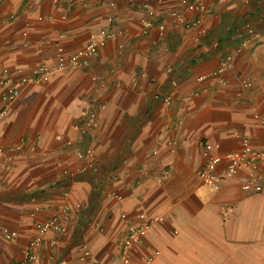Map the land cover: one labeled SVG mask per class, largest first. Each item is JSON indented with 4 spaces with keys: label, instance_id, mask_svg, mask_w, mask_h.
I'll return each instance as SVG.
<instances>
[{
    "label": "crops",
    "instance_id": "0c3cea01",
    "mask_svg": "<svg viewBox=\"0 0 264 264\" xmlns=\"http://www.w3.org/2000/svg\"><path fill=\"white\" fill-rule=\"evenodd\" d=\"M174 11L184 21L202 15L206 33ZM243 21L254 35L236 29ZM101 29L113 36L86 64L28 84L7 104L0 229L17 236L0 234V264L19 261L48 218L65 231L43 236L36 264H121L122 237L149 217L130 264H264V185L243 191L240 172L212 190L197 174L206 143L227 152L247 138L264 150V0H208L203 14L181 0H0V80L13 79L0 86V109L20 75ZM227 57L232 66L212 75ZM99 104L98 128L80 134L82 109ZM87 148L94 156L78 158Z\"/></svg>",
    "mask_w": 264,
    "mask_h": 264
},
{
    "label": "built area",
    "instance_id": "2783aa9c",
    "mask_svg": "<svg viewBox=\"0 0 264 264\" xmlns=\"http://www.w3.org/2000/svg\"><path fill=\"white\" fill-rule=\"evenodd\" d=\"M207 2L208 0H181V4L185 6L186 9L200 14H203L206 11ZM144 7L150 14L153 13L152 9H150L147 4L144 5ZM171 15L184 22L186 27H199V33L201 35L206 33V29L201 26L202 15L191 21H184L181 14L176 11L172 12ZM152 25L153 24L150 21L145 23V27H151ZM236 29L241 33L247 32L250 35L255 34V27L250 21H243L240 25H237ZM112 36V32L106 29H101L91 36L89 42L85 46L71 53L69 56L65 54L62 47H59V55L53 65L43 64L33 68L30 74L20 75L15 86L11 87L8 91L1 93L4 106L0 109V121L7 117V104L20 94L21 88L30 83L47 81L49 76L56 70H63L70 66L86 64L90 58L98 54L100 47L112 38ZM248 43V39L243 38L239 42L236 52L247 47ZM231 66L232 59L231 57H227L226 61H224L216 71L212 72V75H221ZM167 71L171 72L172 68H168ZM12 81L13 79L10 76H6L0 80V86L6 87L10 85ZM168 99V96H166L165 100ZM99 106H101V104L82 109V122L75 125V129L80 134H85L98 128L99 120L97 107ZM219 147L218 144H205L206 161L204 166L197 172L198 177L210 189L218 190L221 186V179L235 177L240 172H243L245 177L240 183L242 190L245 192L261 191L264 185V150L254 148L247 138L241 140V147L238 150L219 152ZM1 151L2 149L0 148V152ZM93 156L94 150L92 148H87L77 153L78 158H92ZM221 165H224L223 170H219V166ZM90 166L91 164L84 165L78 168L77 171L65 169L63 173L66 178L70 180L75 179L78 174L86 173ZM156 219L157 217L144 218L140 224L131 225L128 228L120 242L121 253L119 259L121 264H130V248L146 237L148 230ZM36 230V234L23 247L22 258L12 264H36L39 261L38 248L42 243L43 236L48 232L62 233L65 231V226L56 218H48L37 223ZM0 234L7 241H11L17 236L16 231L8 229H0ZM153 257L154 256H151L148 259L149 263L152 261Z\"/></svg>",
    "mask_w": 264,
    "mask_h": 264
}]
</instances>
